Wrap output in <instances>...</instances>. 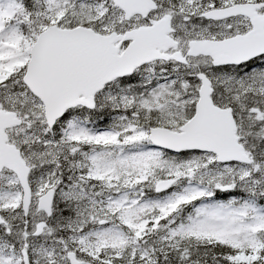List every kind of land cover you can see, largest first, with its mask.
I'll return each instance as SVG.
<instances>
[{
	"label": "snow or ice",
	"instance_id": "6c2138e0",
	"mask_svg": "<svg viewBox=\"0 0 264 264\" xmlns=\"http://www.w3.org/2000/svg\"><path fill=\"white\" fill-rule=\"evenodd\" d=\"M0 264H264V0H0Z\"/></svg>",
	"mask_w": 264,
	"mask_h": 264
}]
</instances>
